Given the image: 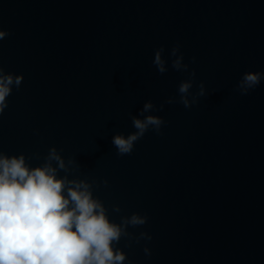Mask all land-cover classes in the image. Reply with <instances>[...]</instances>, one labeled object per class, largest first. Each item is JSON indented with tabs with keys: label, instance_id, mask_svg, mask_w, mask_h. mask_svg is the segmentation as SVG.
Wrapping results in <instances>:
<instances>
[{
	"label": "water",
	"instance_id": "water-1",
	"mask_svg": "<svg viewBox=\"0 0 264 264\" xmlns=\"http://www.w3.org/2000/svg\"><path fill=\"white\" fill-rule=\"evenodd\" d=\"M0 30V68L23 76L0 113V153L34 168L55 147L59 176L89 183L110 222L146 216L121 225L123 264H264V79L236 87L264 72V0H0ZM177 44L196 72L188 99L206 90L190 108ZM147 101L160 133L119 155L112 137L135 131Z\"/></svg>",
	"mask_w": 264,
	"mask_h": 264
},
{
	"label": "clouds",
	"instance_id": "clouds-1",
	"mask_svg": "<svg viewBox=\"0 0 264 264\" xmlns=\"http://www.w3.org/2000/svg\"><path fill=\"white\" fill-rule=\"evenodd\" d=\"M8 34L0 30V39ZM163 53L161 46L153 59L160 74L168 70ZM170 55L175 57L172 67L188 73L189 78L178 86V102L190 108L206 95L204 83L199 84V91L189 100L195 69L189 71V65L183 62L179 44L172 47ZM192 59L194 62L195 57ZM262 79L264 72L248 71L236 87L246 95ZM22 80V75L5 74L0 68V113L8 106L5 98L12 87L19 88ZM176 102L174 97L165 101ZM154 109L151 101L145 102L139 113L143 119L131 118L135 131L126 137L123 134L112 137L119 155L130 154L135 142L150 128L160 133L165 121L157 115H145ZM72 163L69 159L68 164ZM59 171L67 172L68 168L55 147L49 150L45 163L34 168L26 163L23 154L0 153V264H123L125 255L113 251V242L118 244L121 236L127 234L121 225H144L147 217L133 213L130 218L122 217L120 224L110 222L102 201L93 197L91 185L67 175L60 177ZM113 210L119 212L120 208L115 206ZM144 251L149 254L147 248Z\"/></svg>",
	"mask_w": 264,
	"mask_h": 264
}]
</instances>
